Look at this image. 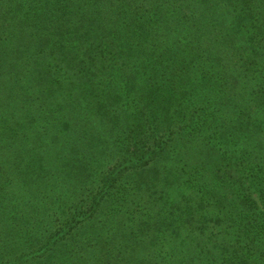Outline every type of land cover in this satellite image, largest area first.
I'll return each instance as SVG.
<instances>
[{"label": "trees", "instance_id": "16d2710c", "mask_svg": "<svg viewBox=\"0 0 264 264\" xmlns=\"http://www.w3.org/2000/svg\"><path fill=\"white\" fill-rule=\"evenodd\" d=\"M0 264H264V0H0Z\"/></svg>", "mask_w": 264, "mask_h": 264}]
</instances>
